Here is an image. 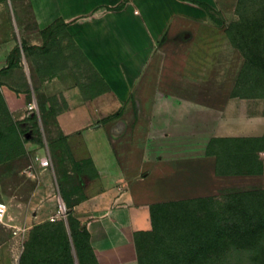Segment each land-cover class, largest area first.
I'll use <instances>...</instances> for the list:
<instances>
[{"label": "crops", "instance_id": "1", "mask_svg": "<svg viewBox=\"0 0 264 264\" xmlns=\"http://www.w3.org/2000/svg\"><path fill=\"white\" fill-rule=\"evenodd\" d=\"M238 2L14 1L26 50L22 64L0 56V88L33 90L53 116L50 140L63 138L62 162L50 154L34 174L35 194L52 202L36 223L54 236L50 258L68 227L48 222L59 199L94 264H134L152 205L215 196L242 177L220 171L214 150L264 137V102L235 94L245 58L227 25L240 24ZM33 200L7 208L0 264H33Z\"/></svg>", "mask_w": 264, "mask_h": 264}, {"label": "rangeland", "instance_id": "2", "mask_svg": "<svg viewBox=\"0 0 264 264\" xmlns=\"http://www.w3.org/2000/svg\"><path fill=\"white\" fill-rule=\"evenodd\" d=\"M14 1L0 0V56L8 54L12 63L22 64L24 54ZM263 3L264 0H243L239 7L241 24L227 26L242 49L257 51L247 52L250 63L240 75L235 94L264 102V26L261 29L262 26L246 24L252 17L250 13ZM27 93L0 88V201L15 213L24 210L30 197L34 198L32 223L37 233L32 237L33 264H54L49 255L54 245L47 239L42 245L36 231L41 225L36 223L48 213L52 202L49 197L35 194L38 179L27 176L31 166L34 174L38 171L35 156L51 154L48 142L53 116L45 110L46 103L39 98L37 101L33 90ZM32 101L37 110L28 109ZM214 150L219 155L220 171H239L242 177L226 182L215 196L152 205L150 228L135 233L138 257L134 264H264V137L221 140ZM65 223L67 220L60 221ZM63 235L69 238V252L60 256V264H79L68 227ZM63 242L60 238V252ZM19 250L23 251L22 243ZM81 251L82 264H93ZM14 264H18L17 259Z\"/></svg>", "mask_w": 264, "mask_h": 264}, {"label": "trees", "instance_id": "3", "mask_svg": "<svg viewBox=\"0 0 264 264\" xmlns=\"http://www.w3.org/2000/svg\"><path fill=\"white\" fill-rule=\"evenodd\" d=\"M243 0H239L238 2V7H237V12L239 14V17H240V24L242 22V17H241V14L239 13V7L241 5ZM255 13H250L251 15L249 16H252L250 17L248 20H246V24L247 25H259V26H262L261 29H263V26H264V3L260 5L259 8L255 9L254 11ZM239 24V25H240ZM233 26H238V25H233ZM227 29H228V33L230 35V38L232 39V42L236 45V47H238L240 49V52L241 54L244 56L245 58V65L242 69V71L245 69V67L248 65V63H250L249 61V58H248V55H247V52H257L255 50H249V49H242L237 43H235L234 41V38H233V35L232 33L230 32L228 26H227ZM45 34V32H44ZM21 49L23 50V52H25L26 50V47L24 46L23 43H21ZM264 56V51H261ZM264 63V61H263ZM12 61L10 60V56H9V59H8V66L12 65ZM241 71V73H242ZM241 75V74H240ZM62 142H63V138H59L58 140H50L48 142V145L50 147V151H51V154L58 160V162H62V150H61V146H62ZM205 199H201L199 201H204ZM66 213H67V217H66V220H67V224H68V228H69V231H70V237L74 243V247H75V250H76V254H77V258H78V262L79 264H82L83 262V255L81 254V250L83 249L84 250V253L88 254L89 258L91 259V261L93 262L94 264V261L92 259V256L90 255L89 251H88V246L86 244V234L84 233V230L81 229V227L77 226V223L76 221L74 220V218L72 217L71 215V212L69 209L66 210ZM252 228H256L255 225L253 226L252 225ZM36 231L39 232V234L41 235L42 237V240H41V243L42 245L45 244V240L47 239V243H51L50 241H52L54 239V236H49V235H46L44 234V229L43 228H40L38 227L36 229ZM37 233V232H35ZM33 232L32 236H31V240H30V245H29V248H28V251L26 253V256H30L32 258V261H33V256H32V252H31V249H32V245H33V235L35 234ZM60 238H63L64 239V242H63V247H62V250L60 252V256H66L68 255V250H69V243H68V237L61 234L60 233ZM239 244V243H238ZM243 244V243H242ZM225 246H228V244H225ZM60 256L57 257V258H54L53 257V260L55 261L54 264H60Z\"/></svg>", "mask_w": 264, "mask_h": 264}, {"label": "built area", "instance_id": "4", "mask_svg": "<svg viewBox=\"0 0 264 264\" xmlns=\"http://www.w3.org/2000/svg\"><path fill=\"white\" fill-rule=\"evenodd\" d=\"M28 109L30 111L37 110L36 102L32 101L31 103H29ZM34 161H35L36 166L39 167L40 169H50L52 166L49 155L35 156ZM31 169H32V166L29 167V171H27V175L29 177H35ZM6 214H7V205L3 201H0V225H3L5 223ZM66 217H67L66 207L63 201L59 199L57 210L55 214L48 219V221L50 223H54L57 221L66 220Z\"/></svg>", "mask_w": 264, "mask_h": 264}]
</instances>
